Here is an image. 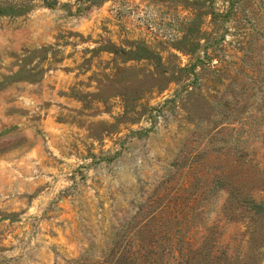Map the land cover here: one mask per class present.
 I'll return each mask as SVG.
<instances>
[{"label":"rangeland","instance_id":"rangeland-1","mask_svg":"<svg viewBox=\"0 0 264 264\" xmlns=\"http://www.w3.org/2000/svg\"><path fill=\"white\" fill-rule=\"evenodd\" d=\"M0 10V264H96L139 235L235 232L236 152L264 158V0Z\"/></svg>","mask_w":264,"mask_h":264},{"label":"trees","instance_id":"trees-1","mask_svg":"<svg viewBox=\"0 0 264 264\" xmlns=\"http://www.w3.org/2000/svg\"><path fill=\"white\" fill-rule=\"evenodd\" d=\"M42 1L51 6L57 0ZM243 125L241 123L239 129L235 130L238 140L243 137L239 133L247 131ZM261 139V146L264 147V135ZM247 151L246 146L238 147V160H234L236 179L225 191L228 203L224 204V213L229 218H237L234 221L237 226L235 232L227 235L220 232L213 238L211 235L213 236L215 228L210 225V236L202 232L194 233L199 236L189 233L185 238L175 236L172 240L166 236L161 240H165L167 244L161 240H153L147 244L145 236L139 235L133 243L127 238L124 242H117V250H112L96 264H167L163 257L168 251L176 264H261L264 260V158L258 154L244 153ZM205 193L204 190L200 191L192 198H199ZM188 201L190 200L187 199V203ZM181 211L182 206L174 201L166 206L163 214L174 212V217H177ZM186 218L189 219L188 216ZM225 222L228 223L227 220ZM175 224V232L187 225H182L178 220ZM159 245L163 246L162 252L155 249Z\"/></svg>","mask_w":264,"mask_h":264}]
</instances>
